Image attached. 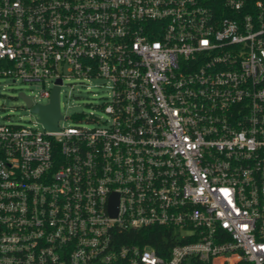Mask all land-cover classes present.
I'll return each instance as SVG.
<instances>
[{"label":"built area","instance_id":"obj_1","mask_svg":"<svg viewBox=\"0 0 264 264\" xmlns=\"http://www.w3.org/2000/svg\"><path fill=\"white\" fill-rule=\"evenodd\" d=\"M0 78L42 88L0 122V264H264V0H0ZM71 78L106 117L48 129Z\"/></svg>","mask_w":264,"mask_h":264},{"label":"rangeland","instance_id":"obj_2","mask_svg":"<svg viewBox=\"0 0 264 264\" xmlns=\"http://www.w3.org/2000/svg\"><path fill=\"white\" fill-rule=\"evenodd\" d=\"M84 82V85L81 84ZM101 79L71 78L64 82L60 93V108L62 114L69 116L62 120L61 125H94L87 122L91 116L105 118L106 114L100 105L108 96L109 90L102 85ZM34 98H41V85H31L24 82H13L9 78H0V122L10 124L34 125L35 116L28 110L27 103L21 93ZM46 103L48 100L42 98ZM82 113L84 120L76 121L72 115ZM40 126V125H39Z\"/></svg>","mask_w":264,"mask_h":264},{"label":"water","instance_id":"obj_3","mask_svg":"<svg viewBox=\"0 0 264 264\" xmlns=\"http://www.w3.org/2000/svg\"><path fill=\"white\" fill-rule=\"evenodd\" d=\"M59 83H61V81H59ZM59 90H60L59 87L55 89L52 95V101L49 105H45V106L38 105L34 107L35 111H37L41 115L42 122L45 124V126L48 129L51 130H57L59 128V120L62 117L60 111ZM22 97L25 98L24 95H22Z\"/></svg>","mask_w":264,"mask_h":264},{"label":"trees","instance_id":"obj_4","mask_svg":"<svg viewBox=\"0 0 264 264\" xmlns=\"http://www.w3.org/2000/svg\"><path fill=\"white\" fill-rule=\"evenodd\" d=\"M149 235L147 238H143V242H146L147 244H150L156 248H159L161 242L163 241L161 234L159 232H149Z\"/></svg>","mask_w":264,"mask_h":264}]
</instances>
